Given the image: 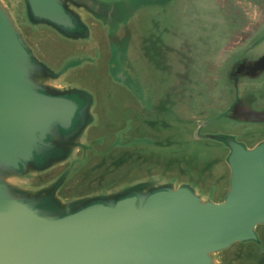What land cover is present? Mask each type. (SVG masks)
<instances>
[{"label":"water","instance_id":"95a60500","mask_svg":"<svg viewBox=\"0 0 264 264\" xmlns=\"http://www.w3.org/2000/svg\"><path fill=\"white\" fill-rule=\"evenodd\" d=\"M210 4L0 0V264H264V138L223 129L226 94L163 116L179 44L264 93V30Z\"/></svg>","mask_w":264,"mask_h":264},{"label":"rangeland","instance_id":"374dc122","mask_svg":"<svg viewBox=\"0 0 264 264\" xmlns=\"http://www.w3.org/2000/svg\"><path fill=\"white\" fill-rule=\"evenodd\" d=\"M162 19L163 16H160L159 19H150V23L151 25L153 23L161 24ZM177 26L176 28L179 32L185 31L184 23H180ZM186 34L187 32L183 34V37ZM178 48H182L180 44L179 46L177 45V51H175L173 59L171 58L169 71L166 74L164 73V90L165 93H169L170 99L168 100L170 104L168 107L169 113L163 115L164 118L168 117L178 121L180 119L189 120L191 113H196V109H201L208 113L211 110L215 111L217 108H222V104L216 101L226 94L230 102L227 105L228 107L225 108L229 109V114L232 118H225L223 120V129L230 132L245 133L249 144L264 138V113H262L261 109H264V93L262 90L259 91L260 93L246 94V92L241 91L242 87L240 85L239 88L234 89V91L232 90L231 93L228 89L226 92L225 85L228 82L225 78V64L212 65L210 68L202 65L201 69H199V65L211 57L209 55L210 52H207L204 56L200 55L198 64L193 65L191 62L188 66V52L183 49L179 50ZM214 67H217V69ZM195 71L197 73L201 71V74L197 76L194 74ZM112 92L115 93L116 97H121L117 95L119 93L118 90L113 89ZM225 108L223 110H226ZM192 146L184 147V145H178L176 148H173L174 151L172 150V153L174 155H181L180 153L187 152L190 155L198 157L204 156L203 154H205L206 150L199 152V149H193ZM196 147L200 148L199 146ZM211 152L213 154L216 153L214 150Z\"/></svg>","mask_w":264,"mask_h":264},{"label":"crops","instance_id":"0c3cea01","mask_svg":"<svg viewBox=\"0 0 264 264\" xmlns=\"http://www.w3.org/2000/svg\"><path fill=\"white\" fill-rule=\"evenodd\" d=\"M210 14L220 17H230L240 20L239 29L244 34H263L264 28V0H214Z\"/></svg>","mask_w":264,"mask_h":264}]
</instances>
